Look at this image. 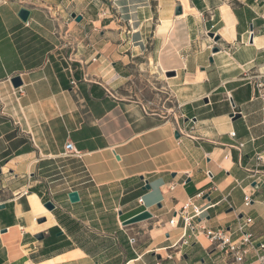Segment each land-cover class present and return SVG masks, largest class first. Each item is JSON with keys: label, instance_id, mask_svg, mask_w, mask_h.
<instances>
[{"label": "crops", "instance_id": "0c3cea01", "mask_svg": "<svg viewBox=\"0 0 264 264\" xmlns=\"http://www.w3.org/2000/svg\"><path fill=\"white\" fill-rule=\"evenodd\" d=\"M67 4L0 0V264H224L169 223L189 199L264 243V0H115L86 31ZM136 73L168 101L125 95Z\"/></svg>", "mask_w": 264, "mask_h": 264}, {"label": "built area", "instance_id": "2783aa9c", "mask_svg": "<svg viewBox=\"0 0 264 264\" xmlns=\"http://www.w3.org/2000/svg\"><path fill=\"white\" fill-rule=\"evenodd\" d=\"M259 78L255 81L258 87V95L261 98L264 106V75H257ZM250 79L248 75L242 76L241 79ZM19 93L22 92L20 86ZM234 135V132L230 133ZM241 145V144H239ZM75 152L71 143L66 144L65 153ZM202 194L195 195L196 198ZM139 204H143V198L137 199ZM250 197L245 195L244 205H249ZM210 205H198L193 199H189L181 207L175 210L174 216L169 220L170 224L182 222L181 244L188 243V237L192 236L197 239V236L202 233L209 242V248L216 249L223 253L224 264H264V254L250 256L251 251H264V243L257 241V238L249 231V226L252 223V218L248 215L241 217L236 216L234 222L227 227L220 226L210 228L207 226H199L198 222L205 218V212ZM213 206V204H211ZM132 238H130L131 240ZM253 258V259H251ZM159 264V263H156Z\"/></svg>", "mask_w": 264, "mask_h": 264}, {"label": "rangeland", "instance_id": "374dc122", "mask_svg": "<svg viewBox=\"0 0 264 264\" xmlns=\"http://www.w3.org/2000/svg\"><path fill=\"white\" fill-rule=\"evenodd\" d=\"M66 3L68 2V8L74 10L76 13H81L84 15L83 22H80L82 24V28L86 31L89 27L92 26V23L87 21L89 20H99L101 17H103L104 9L107 11L116 12L117 9L113 8V2L115 0H65ZM186 0H182V2H185ZM68 14V15H67ZM66 17H70L69 13H64ZM98 23L97 21L95 22ZM98 26V24H97ZM112 27L117 29V26L112 24ZM81 28V27H80ZM82 28L80 30H82ZM103 30V24L101 25V28H96L95 31ZM151 77L148 74L144 73H136L134 74V77L132 78V82L128 85V92L124 93L125 95L129 97H136L139 99H142L144 102L150 101L151 98H154V104L148 102L147 106L149 110H156L164 104V102L168 101V97L166 93H159L158 96H155L154 93L151 90Z\"/></svg>", "mask_w": 264, "mask_h": 264}, {"label": "water", "instance_id": "95a60500", "mask_svg": "<svg viewBox=\"0 0 264 264\" xmlns=\"http://www.w3.org/2000/svg\"><path fill=\"white\" fill-rule=\"evenodd\" d=\"M175 13L176 14H180L181 13V8L179 6L176 7L175 9ZM29 15V9L22 6L20 7L19 11H18V16L22 19V20H27V17ZM71 17H73L76 21H80L82 19V15L81 14H76V13H71ZM209 36L213 37V33L210 32L208 34ZM216 51V49L214 50ZM11 83L14 87H17L21 84V79L19 76H15L11 79ZM239 111V108L238 107H234L233 109V113H232V116L233 117H238L239 114L237 113ZM178 133L176 132L175 133V136H177ZM69 199L71 201H76L78 200V194L76 191H72L69 193ZM44 206L48 209V210H52L54 208V204L49 200V201H46L44 203ZM152 214L149 210L147 209H144L136 214H134L133 216L125 219L123 221V224H128V223H131V222H135V221H138V220H142V219H146V218H149L151 217ZM42 221V220H41Z\"/></svg>", "mask_w": 264, "mask_h": 264}]
</instances>
